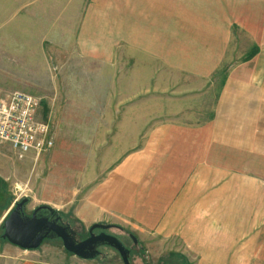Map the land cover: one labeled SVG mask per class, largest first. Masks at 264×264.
I'll use <instances>...</instances> for the list:
<instances>
[{"label": "crops", "instance_id": "0c3cea01", "mask_svg": "<svg viewBox=\"0 0 264 264\" xmlns=\"http://www.w3.org/2000/svg\"><path fill=\"white\" fill-rule=\"evenodd\" d=\"M11 1L18 6L24 0ZM83 1L48 0L50 8L82 7ZM85 2L80 54L100 57L103 71L128 72V82L115 80L114 88L176 89L175 82H153L165 80L157 73L180 72L201 94L219 72V90L211 105L203 106L204 113L201 96H194L165 123H148L155 118L141 105L149 98L140 99L138 111L130 94L115 91L112 109L103 112L102 135L106 150L110 139L116 145L122 136L129 137V146L104 161L94 180L82 171L72 197H37L30 211L48 205L71 226L115 225L136 237L135 246L173 248L161 256L166 263L181 257L188 264H264V0ZM67 22L72 24L71 16ZM128 23L136 26L122 33L120 26ZM238 40L245 41L242 52L233 47ZM184 94L182 100L188 98ZM142 133L143 144L137 147ZM6 186L0 175L5 217L16 203L8 204ZM85 261L62 244L23 249L0 241V264Z\"/></svg>", "mask_w": 264, "mask_h": 264}, {"label": "rangeland", "instance_id": "374dc122", "mask_svg": "<svg viewBox=\"0 0 264 264\" xmlns=\"http://www.w3.org/2000/svg\"><path fill=\"white\" fill-rule=\"evenodd\" d=\"M38 1L24 0L16 6V2L0 0V97L18 90L40 98L42 102L38 116L50 123L55 137L54 146L50 151L32 158H18L8 144H0V175L5 178L7 195L11 197L8 204L11 202L14 204L21 198H30L27 208L26 203L24 205L25 215L31 214V207L38 204L37 197H41L42 200L52 197L64 200L72 197L83 181L82 171H89L88 180H94L98 171L104 168V161H110L120 149L129 146V137L122 136L120 144L114 145L110 139L111 149L106 150L107 137L102 135L107 124L105 120L103 121V112L112 109L110 96L115 91L125 97L130 94L131 99L138 101L134 104L138 111L141 106L146 108L148 114L155 118L148 120V123H165L166 120L173 118L175 112L188 106L185 102L189 100L192 102L194 96H201L200 112L204 113L203 106L211 105L221 81L218 72L199 94L200 89L190 83L191 77L187 74L162 72L157 75L164 77L165 80L161 82L155 78L153 83H165L169 86L175 82L179 84L176 89L167 86L148 89L136 87L135 94L127 87L116 89L114 81L127 83L128 72L119 74L103 71L101 69L106 66L99 63L100 57L80 54L79 20L87 9L86 6L83 7L85 0L82 7L73 8H50L48 0ZM69 16L72 24L65 23ZM135 26L128 23L122 24L120 28L124 33V30L130 31ZM107 34L103 31L101 33L104 36ZM243 43L245 41H234L233 47L237 46L236 52H242ZM183 93L188 98L182 100L183 96L180 95ZM144 97L150 100L146 105L139 102L140 99L143 101ZM201 113L199 114L203 115ZM100 117L102 119L98 122L97 118ZM97 123H101L99 131H96ZM101 139L104 144H99ZM136 139L137 147H140L144 141V133L138 135ZM88 166L92 169H88ZM2 216L5 214L0 210V221ZM1 223L0 241L4 242L6 240L1 236L3 233ZM71 227L77 230L80 238L87 233L90 226L74 224ZM108 230L131 249L129 256L131 264H188L181 257H173L170 263L163 262L166 257L161 256L173 248L151 247L150 244L144 247L135 246L130 232L120 230L115 225ZM56 243L62 244L59 238H46L42 242L44 245L53 246ZM99 249V256L84 263L122 264L121 257L114 248L102 246Z\"/></svg>", "mask_w": 264, "mask_h": 264}, {"label": "water", "instance_id": "95a60500", "mask_svg": "<svg viewBox=\"0 0 264 264\" xmlns=\"http://www.w3.org/2000/svg\"><path fill=\"white\" fill-rule=\"evenodd\" d=\"M27 198L16 202L13 209L4 219L2 238L9 243L23 249H36L44 239L59 238L63 248L83 260L95 258L99 251L98 246L108 245L120 255L122 264H131L130 249L112 234L93 233L94 229L106 230L112 225L108 223H94L88 228L89 236L78 240L76 230L64 222L57 212L48 205H39L29 215L24 214V205ZM133 243L137 244L136 237L130 234Z\"/></svg>", "mask_w": 264, "mask_h": 264}, {"label": "built area", "instance_id": "2783aa9c", "mask_svg": "<svg viewBox=\"0 0 264 264\" xmlns=\"http://www.w3.org/2000/svg\"><path fill=\"white\" fill-rule=\"evenodd\" d=\"M41 102L18 90L0 97V144H8L18 158L28 153L39 155L54 146L53 127L38 116Z\"/></svg>", "mask_w": 264, "mask_h": 264}, {"label": "flooded vegetation", "instance_id": "af4514ba", "mask_svg": "<svg viewBox=\"0 0 264 264\" xmlns=\"http://www.w3.org/2000/svg\"><path fill=\"white\" fill-rule=\"evenodd\" d=\"M102 231L105 232V233H107V234H111V233L108 232V231H109L108 229H106V230L94 229V230H93V233L98 234V233H100V232H102ZM76 232H77V230H76ZM78 236H80L79 233L76 234V237H77L78 240H83V239H85L86 237H88V236H89V231H88V229H87V233H86L83 237H80V238H79ZM102 246H108V245H101V246H98L97 249H98L99 252H100V249H99V248L102 247ZM109 247H110V246H109ZM126 247H127V246H126ZM129 249H130V248H129ZM130 252H131V249H130ZM99 254H100V253H99ZM99 254H98L97 256H99ZM97 256H96V257H97ZM96 257H95V258H96ZM95 258H93V259H95ZM90 260H91V259H90Z\"/></svg>", "mask_w": 264, "mask_h": 264}, {"label": "trees", "instance_id": "16d2710c", "mask_svg": "<svg viewBox=\"0 0 264 264\" xmlns=\"http://www.w3.org/2000/svg\"><path fill=\"white\" fill-rule=\"evenodd\" d=\"M9 213H10V212H9ZM9 213H8V214H9ZM8 214H7V215H8ZM7 215H6V217H7ZM6 217H5V218H6ZM5 218H4V219H5ZM2 223H3V222H2ZM2 223H1V228L3 229V227H2Z\"/></svg>", "mask_w": 264, "mask_h": 264}]
</instances>
